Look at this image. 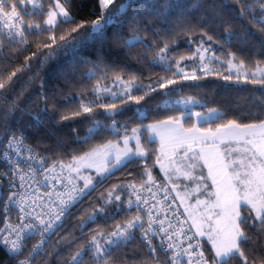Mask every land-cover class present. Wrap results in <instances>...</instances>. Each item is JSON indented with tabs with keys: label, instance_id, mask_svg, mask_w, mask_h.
<instances>
[{
	"label": "snow or ice",
	"instance_id": "snow-or-ice-1",
	"mask_svg": "<svg viewBox=\"0 0 264 264\" xmlns=\"http://www.w3.org/2000/svg\"><path fill=\"white\" fill-rule=\"evenodd\" d=\"M70 2L71 0H63V3L61 0H51L44 26L29 23L25 27L22 10L28 5L34 9L42 8L43 5L37 4L36 0H0V36L7 37L9 45L15 43L22 49L24 45L28 44L26 33L48 32L50 33L48 40L51 41L42 45L43 49L48 50L47 52H43L42 49L38 50L31 57L26 58L23 67L12 71L6 79L0 77V104L9 103V98L4 93L5 91L15 92L13 85L17 83L18 73L29 71L33 67H42L48 60L55 58L60 53L65 55L74 53L84 44L102 38L109 26L120 22L121 16L132 7L134 0H98L99 15L90 22H77L75 16L66 7ZM231 5H235L238 9L236 17L233 19L247 21V24H250L252 29L260 34L261 42L264 43V0H231ZM195 6L198 8L206 7L202 3H197ZM172 7L171 3L166 2L163 6L154 8L152 14L157 20H166ZM207 7L213 12L214 23L215 18H219L220 22L226 23L227 26L222 34L210 32V30L200 26V21L197 24H192L189 20V13H179L177 24L181 26L182 31L191 33L194 28L200 26L201 40L192 56L187 58L181 56L180 59L175 60V64L172 63L174 57L167 55L170 44L164 43L162 47H159L155 57L149 63L162 65V70L166 73L171 72V76L161 77L158 81H153L144 87L136 85V78L133 77L127 82L121 93H111L113 100L109 102H101L100 100V93L102 91L108 92L109 89L97 85L93 89L95 98L92 101H85L81 97L78 109L73 111L71 115L64 114L55 98L52 99L49 119L55 120L57 113H60V121L62 122L87 115L91 120V127L88 129V135L82 138L84 142H87L93 134H97L107 127L119 136L123 142V147L119 146L118 141L109 140L105 144L98 145L84 156H74L72 163L68 164L67 168L70 173H77L76 178L83 180V186L75 184L70 176L67 185H65V191L47 194L49 201L43 204V209H47L46 211L42 209L41 212L34 213L27 205L25 195L18 191H9L7 200L4 202V209L8 211L10 207L18 208L20 216L19 223L15 225H12L6 217V227L0 229V247L5 249L8 260H14L16 264H34L37 256L47 254L43 244L50 236L46 234H56L63 227L64 219L73 215L72 209L82 203L83 199L89 196L91 192L95 191L98 183L110 178L114 170L143 160L148 155L150 150L146 149L145 145L151 142L152 137L149 136L145 139L142 135L143 131L147 130L149 133L161 136L162 151L165 146L164 142L167 141L172 153L169 164L176 172L187 169L183 171V174L186 178L190 177V170L197 167L199 160H203L204 165L208 168V178L212 181L214 191L208 193V200H197V205H204L206 212L199 218L188 212L193 220L192 227L196 229L195 234L188 236L184 233V221H179V232L174 230L176 225L171 221L165 226L167 217L160 219L157 205L149 206V199L141 195L145 189L152 192L150 185L155 183L145 164L148 181L141 180L139 188L132 182L126 185H113L106 196H101V205L93 208L92 212L79 224L80 237L61 238L69 247L72 246L73 241L85 238L84 242L80 243L79 248L63 264H86V261L87 264H115L118 254L125 252L128 246L136 241L143 244L151 264H264V252H260L261 241H264V119L259 120L258 123H243L233 118L229 119L227 123H220L215 131L209 128L202 132L197 127L198 124L215 123L222 120L225 114L217 108H208L206 111L198 112L185 108L180 111L179 115H169L166 119L147 125L146 129L143 124L132 128L130 131L126 124L117 126L119 121L116 116L123 110L115 103L117 97L120 98L122 106H127L129 102L140 106L142 101H146V98L151 97L159 90H163L166 94L182 91V87H177L182 82L200 81L213 74L225 81H231L233 67L237 68L236 82L241 81L239 69L245 68V61L240 60V63L236 65L234 63L237 59L236 53L231 51L226 53L227 59L224 60L223 55H216L213 45L223 49L228 47L233 40L246 44L254 34L244 24L237 31L228 23L225 19L227 15L225 10L230 8L228 0H224L221 4H216L214 0L213 4L207 5ZM61 25L75 26L57 38L55 33ZM129 26L135 27L136 34L125 41L126 46L134 41L146 44L139 35L141 31L148 33L151 30L155 37L161 35L151 25H141L135 16ZM33 29H35V33H33ZM57 39L59 43H57ZM174 42L172 41V43ZM189 42L191 43V40ZM3 46V41L0 40V49ZM146 46L149 51L152 50L151 45ZM40 56H43V59H40ZM197 56L200 63L197 67L192 68L190 74L186 70L188 66L184 65L183 61L185 59L192 60ZM33 60L37 61L36 65H33ZM212 62L227 63L229 74L223 75L218 68L214 70L211 66ZM262 63L264 62L259 60L256 62L255 70L250 71V76L246 75L243 78L245 83L264 86ZM173 67H175V71H172ZM96 72H102L103 77L107 76L106 69H102L99 64H94L93 68L86 74L87 78H93ZM38 78L41 79L40 87L42 89V78L39 77L38 73L29 76L26 83L30 85ZM116 80L123 83L120 76H117ZM195 86L199 87L198 84ZM134 91L143 94L135 95ZM39 98L43 100V107L37 111L35 117L37 123L40 115L49 114L50 103L49 98L42 90L39 93ZM176 103L187 106L199 104L200 101L194 96H188L181 97ZM258 106L264 110V99L259 100V105L255 103L252 105V107ZM97 108L104 110L105 119H112L111 125H105L100 120L95 119L96 116L100 115L96 111ZM17 112L23 114L24 109L16 100H11L10 106L2 112L0 147L3 148V151L0 153V158L6 160L8 166L0 170V190L5 186L9 189H16L18 187L17 178L20 180L19 188H23L24 182L28 178L21 165L12 158V152L9 149L15 152V156L26 161L36 159L30 147H24V153H28L27 156L21 152L20 147L23 146L24 140L23 133L19 129H14L9 123L10 120L14 119V113ZM193 117H195L196 123H193L191 127H185V122ZM121 129H123L122 136H120ZM17 132L20 134L18 135ZM222 135L226 137V140L221 138ZM5 140L7 141L6 145H4ZM132 141H135L134 146H130ZM225 143H235L238 147L221 149V144ZM194 146H201L199 153L193 150ZM184 148L187 149L184 153V160H188L190 163L177 164L174 158L177 149ZM234 153H243V156L239 159H233ZM164 155L168 156V153L165 152ZM85 160L90 162L83 164L82 162ZM157 162H161L159 156ZM78 165L89 168L95 167L96 176L81 175ZM60 166L61 168L65 167L63 164ZM161 169L164 170L163 163H161ZM52 170L46 169L45 171ZM28 171L35 172L31 164L28 165ZM131 174L129 173V175ZM200 179L203 180L204 178L200 177ZM124 190L127 191L126 197ZM172 190H176L175 186ZM165 191L167 192V189ZM52 195L56 196L55 200L51 199ZM0 196H3L2 191H0ZM213 196L215 197L214 200L211 199ZM132 197H135V200ZM152 197L155 198V193H152ZM167 199L168 196L165 195L164 200ZM133 205H135V215L131 219L118 223L111 231L105 233L104 231L93 230L90 233H85L84 229L87 225L96 222L98 216L108 213L109 208L115 210L109 214V218H114L115 214L119 212L130 215ZM137 232L140 233L139 237L136 235ZM35 235L40 236L41 242L34 245L31 250H26L27 240ZM205 235L211 244V255L207 256L204 251L199 250L201 244L195 240L196 237ZM87 236H90V239H87ZM184 240L188 241L186 247L183 246ZM194 240L195 243L192 242ZM155 241H159V248ZM55 247L58 248L59 244ZM8 260H0V264H8Z\"/></svg>",
	"mask_w": 264,
	"mask_h": 264
},
{
	"label": "trees",
	"instance_id": "trees-1",
	"mask_svg": "<svg viewBox=\"0 0 264 264\" xmlns=\"http://www.w3.org/2000/svg\"><path fill=\"white\" fill-rule=\"evenodd\" d=\"M36 2L42 4L43 7L34 9L31 5H28L22 10V15L27 21V25L31 23L44 26L51 0H36ZM61 2L63 3V0ZM166 2L173 5L168 19L157 20L155 15L152 14L153 9L163 6ZM213 2L214 0H134L132 7L127 10L126 14L121 16L120 22L109 26L102 38L84 44L74 53L68 55L60 53L55 58L48 60L42 67H33L29 71L18 73L17 83L13 85L15 92L5 91L4 93L9 98V103L0 104V123H3V110L10 106L11 100H16L24 109V112L23 114L14 113V119L9 121L10 125L14 129L21 130L25 141L48 160H61L66 164H69L74 156H81L111 139L120 140L116 133L105 127L99 133L93 134L87 142H84L82 138L88 135L91 120L85 115L62 122L60 121V113L56 114L55 120L49 119L52 99L55 98L64 114L71 115L73 111L78 109L81 97L85 101H92L95 98L93 89L97 85L109 89L108 92L102 91L100 93L101 102H109L113 100L111 93H121L127 82L133 77L136 78V85L144 87L153 81H158L161 77L171 76V72L166 73L162 70V65L149 62L164 43L170 44L167 55L174 57L173 64L181 56L185 58L192 56L201 40L200 26L210 30V32L222 34L227 24L221 23L219 18H215V23L213 22V12L207 7ZM223 2L224 0H215L216 4ZM228 2L230 8L225 10L227 13L225 19L228 23L237 31L244 24L254 35L246 44L233 40L228 47L219 49L217 45H213V49L216 50V55H223L224 60L227 59L226 53L229 51L235 52L237 59L234 63L239 64L240 60H244L245 68L243 69L254 71L258 60L264 62V43L261 42L260 34L252 29L247 21L233 19V17H236L238 9L235 5H231V0H228ZM197 3H202L206 7L198 8L195 6ZM66 7L75 16L77 22H90L96 19L100 12L98 0H71ZM93 12H95V15H93ZM181 12L190 14L189 20L192 24H197L200 21V26L194 28L191 33L182 31L181 26L177 24V16ZM134 16L141 25H151L161 35L155 37L152 35L151 30L148 33L141 31L139 35L146 44L134 41L126 46L125 41L136 34L135 27L129 26ZM74 26L61 25L55 33L57 38L59 35L69 32ZM33 33H35V29H33ZM49 35L48 32L26 33L28 44L24 45L22 49L19 45L15 43L9 45L7 40H4V46L0 49V77L6 79L12 71L23 67L26 58L31 57L38 50L42 49L43 52H47L48 50L43 49L42 45L51 42L48 40ZM172 41L175 42L172 43ZM57 43H59L58 39ZM146 45H151L152 50L149 51ZM40 59H43V56H40ZM32 63L36 65L37 61L33 60ZM199 63L198 56L192 60L185 59L183 61V64L188 66L186 70L190 74L192 68L197 67ZM94 64H99L102 69H106L107 76L103 77L102 72H96L93 78H87L86 74L93 68ZM211 66L214 70L218 68L223 75L229 74L227 63L212 62ZM262 67H264V63H262ZM172 71H175V67L172 68ZM36 73L42 78V89L40 87L41 79L39 78L30 85L26 83L28 77ZM231 75V81H225L213 74L200 81L182 82L181 85L177 86L178 88L182 87V91L166 94L163 90H159L151 97L146 98V101H142L140 106L133 102H129L127 106H122L120 98L117 97L115 103L123 108L122 112L116 116L119 121L117 126L126 124L130 131L132 128L143 124L146 129L148 124L166 119L169 115H179L180 111L185 108L191 109L193 112L217 108L225 114L222 120L212 124L199 125L201 128L214 130L220 123H227L229 119L233 118L243 123H258L259 120L264 119V110H261L259 106L252 107V105L254 103L259 105V100L264 99V86L245 83L243 79L245 76L242 75L241 81L237 83L235 68H232ZM117 76L121 77L123 83L116 80ZM197 84L199 87L195 86ZM41 90L49 98V114L40 115L37 123L35 120L37 111L43 107V100L39 98ZM134 94L142 95L143 93L134 91ZM188 96L196 97L200 103L187 106L176 103L181 97ZM96 111L100 115L96 116L95 119L100 120L105 125L112 124V119L104 118L103 109L97 108ZM192 122L193 118L186 121L185 124L190 125ZM17 134H20V132H17ZM148 134L147 130L142 133L145 139L149 137ZM122 135L123 129L120 132V136ZM157 146L156 140L151 139V142L145 145L146 149L150 151L143 160L114 170L110 178L98 183L95 191L91 192L89 196L83 199L82 203L72 209L73 215L66 218L63 227L56 234H53L48 241L45 252L52 255L42 254L37 256L34 264H63V262H66L71 254L79 248L80 243L84 242L85 238L73 241L71 247L65 244L61 238L80 237L79 224L92 212L93 208L101 205V196H106L113 185L126 184L128 180L136 183L141 182V180L147 181L148 175L145 173V164L153 179H164L157 165ZM129 173L132 174L129 175ZM114 211L113 208H109L108 213L98 216L96 222L87 225L84 229L85 233H90L93 230L107 233L115 228L118 223H122L128 218L124 212L116 213L114 218H109V214ZM86 238L90 239V236ZM201 243L206 255H211V245L208 239L202 237ZM57 244H59L58 248L55 247ZM260 252H264V241H261ZM0 260H8L4 249L1 247ZM124 262L145 264L150 262V257L144 250L143 244L136 241L129 245L125 252L118 254L115 264ZM8 264H15V261L8 260Z\"/></svg>",
	"mask_w": 264,
	"mask_h": 264
},
{
	"label": "built area",
	"instance_id": "built-area-1",
	"mask_svg": "<svg viewBox=\"0 0 264 264\" xmlns=\"http://www.w3.org/2000/svg\"><path fill=\"white\" fill-rule=\"evenodd\" d=\"M23 19H24V26L26 27L27 21L25 20L24 17ZM0 40L2 41L7 40V37L0 36ZM6 144H7V141L5 140L4 145ZM24 147H30L32 150V153L36 156V159L31 160V161H26L24 159H21L20 157L15 156V152L9 149V151L12 152V158H14L21 165L22 169L27 173L28 178L24 182L23 188H19L20 180L19 178H17L18 187L16 189H9L7 188V186H5L2 190H0L3 192V196H0V229H3L6 227V217H7V220L12 225L19 223L20 212L18 208L10 207L8 211L4 209V202L7 200V194L9 191H18L20 194L25 195L27 197V205L30 207V209L33 210L34 213H39L43 209V204L49 201V196L47 194L48 193H59V192L65 191V185H67L68 178L70 176L71 178H73V181L75 184L81 187L83 186V183L78 181V179L75 177L73 172L71 173L69 172L67 168V164L65 162L61 160H56V161L48 160L45 156L40 154L31 144L26 142L24 139L23 146L20 147V150L25 156H27L28 153H24ZM2 151H3V148L1 147L0 153H2ZM29 164H31L32 168L35 169V172L28 171ZM61 164L65 165V167L61 168L60 166ZM7 166H8L7 161L0 158V170H3ZM46 169H53V170L45 171ZM153 180L155 181V183L150 185L152 188V192H148L147 189H145L141 192V195L149 199V206H151L152 204L157 205V209L159 210L160 219H165V217H167V219L165 220V226H167L168 222L171 221L174 225H176V228L174 230L176 232H179L180 231L179 221H184L185 222L183 226L184 233L188 236H193L196 231L194 230L190 221L185 215L169 183L166 180L160 179V178L153 179ZM129 182L135 183L138 188L141 183V182L136 183L135 181L128 180L126 184ZM165 189H167V192L165 191ZM152 193H155V198L152 197ZM126 195H127V191L125 190V196ZM165 195L168 196L167 200H164ZM51 199L55 200L56 196L52 195ZM132 199L135 200V197H132ZM157 201H159V203H157ZM169 206L171 207L169 208ZM43 210L46 211L47 209H43ZM134 215H135V205H133V210L131 214L127 215L128 216L127 219H131L132 216ZM65 220L66 219H64L63 224L65 223ZM46 235L50 236V238L53 236V234H46ZM136 235L137 237H139L140 233L137 232ZM50 238L45 240L43 244L44 249L48 241L50 240ZM195 240H198L201 244V248L199 250L204 251L200 237L199 236L196 237ZM195 240L192 242L195 243ZM40 242H41V238L39 235H35L29 238L27 240L26 250H31L34 245ZM155 243H156V246L159 248V241H155ZM187 243L188 241L184 240L183 246L186 247ZM184 259L186 260V258ZM15 264H16V261H15ZM118 264H131V263L124 262V263H118ZM145 264H151V261Z\"/></svg>",
	"mask_w": 264,
	"mask_h": 264
},
{
	"label": "rangeland",
	"instance_id": "rangeland-1",
	"mask_svg": "<svg viewBox=\"0 0 264 264\" xmlns=\"http://www.w3.org/2000/svg\"><path fill=\"white\" fill-rule=\"evenodd\" d=\"M238 65V64H236ZM235 68L236 72H237V68ZM239 73L242 76H246L250 74V71L246 70V69H239ZM181 99V98H180ZM182 105V104H180ZM157 121H154L150 124H154ZM193 123H196V119L194 117L193 119ZM186 125L185 127H191V125ZM149 125V124H148ZM204 130H202L203 132ZM259 134V133H257ZM148 136H151L153 140H156V142L158 143L157 146V157L159 156L161 158V162H157V165L159 167V169L161 170L162 176L164 179H166L171 188L173 189V187L175 186V191L174 194L177 198V200L179 201L181 207L183 208L185 215L187 216L188 220L190 221L191 225L193 223L192 218L188 215V212H191L193 216L199 218L201 217L205 212H206V208L204 205H197V200H208L209 196L208 193L211 191H214V189L212 188V181L211 179L208 178V168L204 165V161L203 160H199L197 162V167H195L194 169H191V176L190 177H185V175L183 174V171L187 170L184 169L181 172H176L172 166L169 164V158L172 156L171 150L168 147L167 141L165 140L164 144V149L162 151V145H161V136L160 135H156L155 133H149ZM222 139L226 140V137H224L223 135L221 136ZM112 141H118L119 142V146L123 147V142L122 140H113ZM108 142V141H107ZM105 142V143H107ZM103 143V144H105ZM219 143V141H218ZM135 145V141L131 142L130 146H134ZM200 147L201 146H194V151L199 153L200 151ZM238 147V145L236 144H221V149L224 148H235ZM96 148V147H95ZM94 149V148H93ZM92 151V149L90 151H88L87 153H90ZM185 151H187L186 148L184 149H177V153L175 155V160L177 162V164H187L190 163V161L188 160H184V153ZM167 152L168 156H165L164 153ZM86 154V153H85ZM85 154L81 155L84 156ZM189 155H191V153H189ZM241 156H243V153L241 154ZM73 159L69 162L72 163ZM90 161L85 160L84 162H82L83 164H87ZM161 163L164 164V170L161 169ZM68 165V164H67ZM79 166V165H78ZM80 167V174L83 176H96V170L95 167L89 168L86 166H79ZM167 173V175H166ZM73 174L75 175V177H77V173L73 172ZM200 177H203L204 179L201 180ZM78 181L83 183L82 179H78ZM212 200L215 199V197H211ZM187 210V211H186ZM194 228V227H193ZM194 230L196 231V229L194 228ZM200 239L202 237L207 238V236H199Z\"/></svg>",
	"mask_w": 264,
	"mask_h": 264
},
{
	"label": "crops",
	"instance_id": "crops-1",
	"mask_svg": "<svg viewBox=\"0 0 264 264\" xmlns=\"http://www.w3.org/2000/svg\"><path fill=\"white\" fill-rule=\"evenodd\" d=\"M193 119H194V117H193ZM197 127H199V128L201 129V131H202V130H207L206 128H201V127L199 126V124L197 125ZM213 131H215V129H214ZM233 144H235V143H233ZM241 154H242V153H234L232 158H233V159H239V158H241ZM210 245H211V244H210Z\"/></svg>",
	"mask_w": 264,
	"mask_h": 264
}]
</instances>
